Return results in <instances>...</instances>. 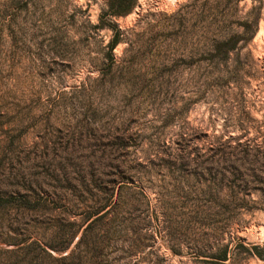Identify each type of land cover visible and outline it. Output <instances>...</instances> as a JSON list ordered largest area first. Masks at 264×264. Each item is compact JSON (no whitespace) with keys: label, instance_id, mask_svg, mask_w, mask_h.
<instances>
[{"label":"rangeland","instance_id":"obj_1","mask_svg":"<svg viewBox=\"0 0 264 264\" xmlns=\"http://www.w3.org/2000/svg\"><path fill=\"white\" fill-rule=\"evenodd\" d=\"M223 3L0 0V264H264V0Z\"/></svg>","mask_w":264,"mask_h":264},{"label":"trees","instance_id":"obj_2","mask_svg":"<svg viewBox=\"0 0 264 264\" xmlns=\"http://www.w3.org/2000/svg\"><path fill=\"white\" fill-rule=\"evenodd\" d=\"M119 1H123V2H131V1H136V0H119ZM224 3L222 5H224V13L222 14L223 17L228 16V12L230 10V7L232 5H236L239 4L242 1L245 0H223ZM253 2H255L256 0H252ZM134 5H129V6H125V7H116L114 5H108L106 11L101 15L100 18H103L104 16H110V17H120V16H126L128 14H130L133 11ZM255 24H257V22H255ZM243 28H244V34L246 33H250V30L252 29V25L248 22H243L242 24H240ZM99 25H97L98 27ZM254 26V25H253ZM255 30L253 32V35L255 34ZM120 40L118 38V36H116L115 39H113L109 45V51L111 54L113 52V50L116 48V46L119 44ZM248 41L241 35H229L227 38L219 40V41H215V44H213L211 46V51H212V56H216V55H223L225 57H228L232 52L235 51H239L243 48L244 44H246ZM243 44V45H242ZM261 173H263V171H260ZM251 177V176H250ZM102 218H106L105 215ZM85 240V236H83L81 238V242H83ZM252 250L257 251L258 250V246H253ZM229 250L228 248H226L223 252V255L220 257L221 261H228L229 260ZM253 255L259 257L260 259L264 260V256L260 255V254H256L255 252L253 253Z\"/></svg>","mask_w":264,"mask_h":264}]
</instances>
